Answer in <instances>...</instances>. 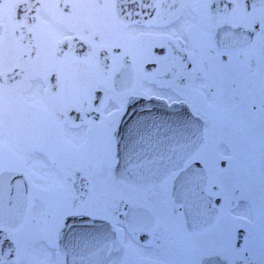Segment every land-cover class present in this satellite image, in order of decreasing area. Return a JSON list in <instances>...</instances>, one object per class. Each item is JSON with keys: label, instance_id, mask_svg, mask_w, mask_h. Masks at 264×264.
Wrapping results in <instances>:
<instances>
[{"label": "snow or ice", "instance_id": "6c2138e0", "mask_svg": "<svg viewBox=\"0 0 264 264\" xmlns=\"http://www.w3.org/2000/svg\"><path fill=\"white\" fill-rule=\"evenodd\" d=\"M0 264H264V0H0Z\"/></svg>", "mask_w": 264, "mask_h": 264}]
</instances>
